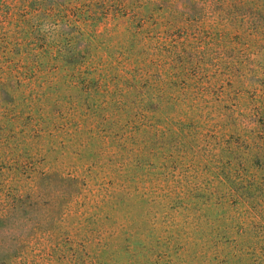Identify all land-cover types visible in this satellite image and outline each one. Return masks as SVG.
<instances>
[{"label": "rangeland", "instance_id": "374dc122", "mask_svg": "<svg viewBox=\"0 0 264 264\" xmlns=\"http://www.w3.org/2000/svg\"><path fill=\"white\" fill-rule=\"evenodd\" d=\"M55 2L0 27V264H264V0Z\"/></svg>", "mask_w": 264, "mask_h": 264}, {"label": "trees", "instance_id": "16d2710c", "mask_svg": "<svg viewBox=\"0 0 264 264\" xmlns=\"http://www.w3.org/2000/svg\"><path fill=\"white\" fill-rule=\"evenodd\" d=\"M25 4L28 5L30 10L28 14L29 18H24L22 23L18 26L22 31H24L25 28H29L32 30V32H34L36 28L39 29L40 23L49 21L59 12L61 13L63 11L61 4L59 2H55V0H0V27H2L4 23L7 22V19L10 17L13 11L18 10V13L23 12V10H25ZM188 9L189 4L183 8V10L186 11ZM170 10L172 12V17L170 18L172 24L179 25L181 23L189 22L187 19V12L178 11L180 14L178 17V14L172 5ZM173 13L175 14V17H173ZM36 24H39V27ZM36 34L37 33H34L33 36ZM166 53L168 54L167 57H170L168 60H174L173 62L179 63L177 66L182 70L187 68L185 66L193 64V62H191L193 61L192 58H188V52L181 46L173 45L169 50H167ZM262 251H264V249H262Z\"/></svg>", "mask_w": 264, "mask_h": 264}]
</instances>
